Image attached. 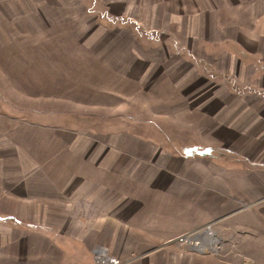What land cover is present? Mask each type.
<instances>
[{
	"label": "rangeland",
	"instance_id": "obj_1",
	"mask_svg": "<svg viewBox=\"0 0 264 264\" xmlns=\"http://www.w3.org/2000/svg\"><path fill=\"white\" fill-rule=\"evenodd\" d=\"M104 1L115 5L116 13L130 15L137 0ZM138 1L137 21L146 23L143 30L107 31L95 26L93 17L74 9L82 0H0V133L11 141L12 151L21 146L30 153L28 179L36 161L44 174L63 184L72 176L68 171H74L77 164L67 159L61 145L50 141L51 130L40 132L19 123L21 114L16 108L68 107L74 102L97 101L90 100L89 93L68 91L82 81L96 84L107 80L122 93L123 102H116L123 108L117 105L115 113L128 116L110 130L132 135L160 148L159 153L170 155L177 178L165 173L168 165L159 157L151 158V149L145 144H138L137 153L122 151V164L132 162L143 168L145 174H139V181L156 175L161 176L156 178L160 182L186 181L187 189L193 184L197 187L194 192L204 195L202 203L215 204L212 207L217 212H212L209 223L205 221L207 207L201 205L203 218L196 222L202 227L167 241L168 248L202 253L211 257L212 264H264V63L258 58L264 48L261 30H244L237 25L240 31H231L240 45L231 44L228 54L199 53L198 48L184 60L175 43L202 37L201 33L210 36L212 31L207 27L213 23L211 13L205 10H210L211 0L200 1L202 5L199 0H186L188 8L202 6L204 11L187 14L186 31L178 29V14L165 13L171 10L161 3L165 0ZM228 15L231 26L238 24L235 14ZM256 18V13L247 14L245 21L254 23ZM83 22L85 26L80 28ZM226 31H219V37ZM78 39H85V44ZM95 53L110 56L108 62L114 66L101 63ZM129 54H139L143 61L136 57L130 60ZM130 72L133 77L126 78ZM105 98L102 102L109 105ZM111 101L114 103L115 98ZM98 111L110 116L114 110ZM26 118L33 117L28 114ZM53 152L57 155L52 156ZM11 155L8 164L15 182L20 176L19 162L14 153ZM183 235L190 240L178 241ZM200 241L205 249L194 248ZM204 263L211 264L209 260Z\"/></svg>",
	"mask_w": 264,
	"mask_h": 264
},
{
	"label": "crops",
	"instance_id": "obj_2",
	"mask_svg": "<svg viewBox=\"0 0 264 264\" xmlns=\"http://www.w3.org/2000/svg\"><path fill=\"white\" fill-rule=\"evenodd\" d=\"M200 1L198 3L202 5ZM80 3L74 9L93 17L97 21L93 24L107 31L145 28L146 23L137 21V13L140 12L138 6H141L138 0L134 5L136 7L131 8L130 15L116 13L118 9L115 5L104 0H82ZM161 3L167 8L171 7V10L165 11L166 14L180 16L179 30L187 28V14L204 12L201 11L202 6L199 10L191 9L192 6L188 8L186 0H165ZM210 5V10H205L211 13L213 23L207 27L212 31L210 36L201 33L202 37L175 43L180 59L186 55L192 56V49L196 51L198 48L199 53L221 51L228 54L231 44L240 45H237L238 40L233 38L231 31H240L237 25L244 30L259 28L261 31L258 32L262 33L261 45L264 46V0H211ZM230 13L236 15L238 24L231 26L227 22ZM254 13L257 14L256 21L246 22V15ZM80 26H85V23H80ZM163 28L166 29L165 26ZM203 28L202 25L200 30ZM222 30H228L221 36L223 38L219 37V31ZM78 40L80 44H85V39ZM224 40L226 42L222 45ZM94 56L101 63L114 66L108 62L110 56L100 53ZM128 57L130 60L136 57V60L143 61L139 60V54H129ZM258 58L264 63V48L260 49ZM199 60L202 61L201 58ZM115 72L118 70L115 69ZM132 72L126 78L133 77ZM120 75L123 77L121 71ZM134 75L137 73L134 72ZM95 82L82 81L68 92L89 93V99L97 101L72 102L73 106L68 107L51 105L50 108H16L21 114L19 123L34 126L40 132L51 130L50 141L61 145L67 159L77 164L74 171H68L72 176L65 183L50 179L39 169L36 161L33 176L28 179L27 165L32 163L30 153L22 150L21 146L12 151L11 141L4 132L0 133V264H95L93 252L96 249L105 250L107 255L119 259L121 264H205L206 260L212 264L211 257L193 250L168 248L167 241L202 227L196 219L203 218L204 210L208 214L207 220H204L206 224L209 223L208 220L214 215L212 212H217L212 207L215 204L202 203L204 195L201 191L196 194L194 190L197 187L193 184L187 189L186 181L160 182L156 178L160 179L161 176L156 175L139 181V174H145L144 169L132 162L122 164V151L137 153L138 144H145L151 149V158L159 157L168 165L164 167L165 173L177 178L170 166V155L159 153L160 148L132 135L110 130L128 117L115 113L118 105L116 101L123 102L122 93L107 80ZM103 96L110 102L109 105L102 102ZM113 98L115 101L111 103ZM121 105H118L120 110L123 108ZM80 106L88 108L80 109ZM99 108L114 111L108 116L107 112L100 113ZM88 109L94 111L87 112ZM28 114L33 118H26ZM11 153L19 162L17 173L20 176L15 182L11 180V165L8 164ZM54 155L57 154L53 152ZM184 159L181 157L180 162L184 163ZM176 171L179 174V170ZM183 177L186 175L183 174ZM178 180H181L180 177ZM214 189L217 190L216 187ZM196 197L199 202H196ZM201 205L207 208L200 209Z\"/></svg>",
	"mask_w": 264,
	"mask_h": 264
},
{
	"label": "built area",
	"instance_id": "obj_3",
	"mask_svg": "<svg viewBox=\"0 0 264 264\" xmlns=\"http://www.w3.org/2000/svg\"><path fill=\"white\" fill-rule=\"evenodd\" d=\"M209 229V228H208ZM190 237L187 235H183L178 238V241H189ZM94 262L95 264H121L120 260L115 257H110L107 255L105 250L97 249L94 254Z\"/></svg>",
	"mask_w": 264,
	"mask_h": 264
},
{
	"label": "bare ground",
	"instance_id": "obj_4",
	"mask_svg": "<svg viewBox=\"0 0 264 264\" xmlns=\"http://www.w3.org/2000/svg\"><path fill=\"white\" fill-rule=\"evenodd\" d=\"M211 233V232H210ZM208 235H210V234H208ZM211 237V236H210ZM195 239V238H194ZM193 239V240H194ZM195 240H198L197 239V237H196V239ZM201 243H195L196 245L194 246V248H196V249H205V245L203 244V242L202 241H200Z\"/></svg>",
	"mask_w": 264,
	"mask_h": 264
}]
</instances>
